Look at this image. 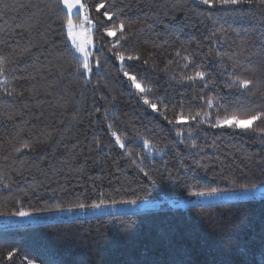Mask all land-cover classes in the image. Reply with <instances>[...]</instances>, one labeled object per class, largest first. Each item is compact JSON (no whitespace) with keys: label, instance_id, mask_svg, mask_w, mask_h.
Returning a JSON list of instances; mask_svg holds the SVG:
<instances>
[{"label":"trees","instance_id":"obj_1","mask_svg":"<svg viewBox=\"0 0 264 264\" xmlns=\"http://www.w3.org/2000/svg\"><path fill=\"white\" fill-rule=\"evenodd\" d=\"M84 3L96 24L87 78L74 71L83 62L64 9L0 0V216L264 187V123L211 127L264 111V6ZM100 3L108 7L97 12ZM198 71L203 83L189 79ZM233 72L257 83L253 94H232ZM180 114L187 124L168 123ZM29 262L264 264V198L1 228L0 264Z\"/></svg>","mask_w":264,"mask_h":264},{"label":"rangeland","instance_id":"obj_2","mask_svg":"<svg viewBox=\"0 0 264 264\" xmlns=\"http://www.w3.org/2000/svg\"><path fill=\"white\" fill-rule=\"evenodd\" d=\"M200 2V0H196ZM84 3V0H79ZM69 17L66 25L67 38L69 45L77 55L78 59L83 62L84 55L87 53L90 67L92 66V56L95 49L94 32L96 30L95 21L85 5L83 9L73 8L71 11L64 9ZM85 17L88 21H85ZM69 21L71 23H69ZM69 33L71 35H69ZM75 39L80 43L85 53L75 50L72 41ZM92 68V67H91ZM90 76L91 73L86 74ZM3 80L0 77V83ZM264 198V187L246 189L241 191H230L215 193L214 195H194L179 198H161L152 201H140L136 204L123 203L115 205H101L100 208H82L74 210H62L50 213L30 214L27 217H21L19 214L12 216H0V229L9 227H21L28 225H37L51 222H62L80 220L92 217L111 216L117 214L140 213L145 211H154L160 209H183L195 205H211L224 202L241 201L249 199Z\"/></svg>","mask_w":264,"mask_h":264},{"label":"snow or ice","instance_id":"obj_3","mask_svg":"<svg viewBox=\"0 0 264 264\" xmlns=\"http://www.w3.org/2000/svg\"><path fill=\"white\" fill-rule=\"evenodd\" d=\"M53 2L56 4V6L58 8L61 9H68L69 11H71V9L73 8H77V9H83L85 7V5L83 3H80L79 0H53ZM243 0H200V3L204 4V5H209V6H216L217 3L219 4L220 7L222 8H228L231 6H236L240 3H242ZM249 3L252 2V0H248ZM258 2L264 6V0H258ZM106 4L105 3H100L98 5H96L95 10L97 12H101V10L105 9ZM114 7V6H112ZM115 12H109L107 10L102 12V16L105 17L107 19V21H112L113 20V16H114ZM85 21H88V18L85 17ZM69 23H71L69 21ZM125 29V25L124 23H120L118 25V30L123 33ZM117 32L115 30H113L112 28H108L107 29V36L108 37H114L116 36ZM69 35H71L69 33ZM72 44L75 48V50L81 52V53H85V49L84 47L80 44L77 43L75 41V39H73ZM177 55H180V53H177ZM140 58L138 56L133 57V56H128L127 60L128 61H132V60H139ZM187 59V58H186ZM119 60L121 62H123L125 60V57L123 55H119ZM142 63L147 64V61H143ZM191 66L193 68L197 67V64L193 61H190ZM237 67H240L237 64ZM80 77L82 78H87L86 74L88 73H92V68L90 67L89 64V60H88V55L87 53H85L84 55V59H83V63H82V67L75 69L74 70ZM227 73V70H224V74ZM123 75L125 77H128V79L132 82V84L134 85L135 89H138L140 93H144L145 89L136 82V77L135 76H129L128 72H124ZM199 79L202 83L205 81V73L203 71H198L194 77H189L190 80H196ZM210 79V77H209ZM203 86L206 87V84H203ZM226 86H230L231 90H232V94L235 96H248L254 93V90L257 88V83L252 80V79H244L241 78L240 75L235 74V72H233L231 75L228 76V80L226 82ZM144 104L149 105V107L151 108L152 111H155L157 108L156 104H150V102L145 99L143 101ZM209 107H214V108H221V104L219 101H217L214 105L212 103L209 102L208 104ZM181 107H183L181 105ZM233 107H239L238 105H233ZM177 111L179 112V109H177ZM166 119V117H165ZM192 120H196V117L193 116L191 117ZM169 124H187L188 123V118L185 117L183 114H180L177 116L175 121H168ZM258 123H264V111H260V112H256L254 114L248 115L246 119H239L235 116L232 117H225L222 121H216L215 123L211 124V127L214 128H229V129H239L241 131H248L253 129V126H258ZM116 141L119 142V137H116ZM30 147V145L28 143H25L23 145L22 149H19L18 151H23L24 149H28ZM119 147L120 148H124V144L123 143H119ZM145 176H148V173H144ZM149 179H152V177H148ZM155 183V181H153ZM215 194V190H213V192L210 193H196V195L199 196H203V195H214ZM127 203L130 204H136L135 200L132 201H127ZM80 208H83L84 205L81 204L79 205ZM101 205H93V208H100ZM19 216L21 217H27L28 215H30L27 212H19L18 213ZM9 259H11V254H9ZM29 264H32V262H29Z\"/></svg>","mask_w":264,"mask_h":264}]
</instances>
